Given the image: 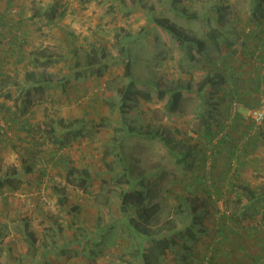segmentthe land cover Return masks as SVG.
Instances as JSON below:
<instances>
[{"label": "rangeland", "instance_id": "1", "mask_svg": "<svg viewBox=\"0 0 264 264\" xmlns=\"http://www.w3.org/2000/svg\"><path fill=\"white\" fill-rule=\"evenodd\" d=\"M155 17L199 46L188 52L189 40ZM0 19V138L10 140L0 143V264H139L143 244L126 222L133 208L120 196L132 188L154 194L155 231L182 225L184 197L206 198L196 239L180 227L190 264H264V119L248 114L264 103V6L0 0ZM85 59L98 61L99 76H83L75 62ZM213 74L221 75L214 86ZM49 75L61 80L37 82ZM145 77L157 89L190 79L200 92H184L175 112L150 93L126 100V86H144ZM182 254L175 245L162 264H187Z\"/></svg>", "mask_w": 264, "mask_h": 264}, {"label": "trees", "instance_id": "2", "mask_svg": "<svg viewBox=\"0 0 264 264\" xmlns=\"http://www.w3.org/2000/svg\"><path fill=\"white\" fill-rule=\"evenodd\" d=\"M251 3H252L253 12L256 10L260 11L262 9V6H264V0H251ZM188 16H193V15L189 14ZM155 23L160 27L166 29L171 34H173V36L180 38L184 43H186V41L189 40V43H186L185 45L188 52L192 48L191 44L198 46L200 44L199 41L192 42V40L189 39V37L186 35V33L182 28H177L173 23H171L165 17H155ZM0 25L1 28H3L5 27V25H7V22L0 19ZM208 35L210 40L217 47L218 40H217L216 32L214 30H211L209 31ZM193 58L199 60L200 58L199 51L197 52V56ZM97 62H98L97 60L85 59L84 61H82V63H80V61H76L75 66L83 71V76H90V75L99 76L102 72V67ZM212 77H213L212 85L214 86L217 84V81L218 79H220L221 75L213 74ZM65 79L67 80V78ZM60 80L61 79L59 77L49 75V77H47L46 79H41L37 82L38 83H41L43 81L57 82ZM142 81L144 86H141L139 88L137 87L136 89L135 82L132 80V82H130L123 91L124 98L126 100L129 98H136V96L139 95L141 92H145L148 94L150 93L163 101L164 109L167 112H175L178 110L184 92H187L189 90H194L198 93L200 92L199 91L200 88L194 86L192 81H190V79L189 80L177 79L176 82L175 81L171 82L165 88L162 89H157V87L155 88V84H152L153 83L152 79L148 77H145ZM145 96L147 95L145 94ZM129 129L131 131L133 128L129 127ZM138 133H140L143 136L158 137L159 139L163 138L161 132L158 130H155L153 132L144 130ZM206 134H208L209 139L212 140L213 135L210 133L209 127H207ZM6 141L9 142L10 140L9 137H6L4 134L3 137L0 138V143ZM218 142H220L219 137L216 139V141L213 142L214 144H212L210 147L213 148L215 144H219ZM177 147L178 144L172 145L171 149ZM179 154L180 156L177 159V161L183 163L185 161L186 156H188L189 151L188 150L180 151ZM227 170H229L228 167ZM68 173L71 174L72 171L69 170ZM13 179H11V181H13ZM77 184L84 191L87 190L89 186L87 180V173H84V175L80 178V181ZM10 186H11L10 189H14L16 187V184L15 183L13 185L10 184ZM212 187L213 188L215 187L214 182H211L203 187V192L206 193V197L208 199L212 194ZM249 192L251 193V196H253L251 189H249ZM120 196L128 205L131 206V208H133L134 215L129 217L126 222L128 228L135 235L139 236L140 243L143 244L142 247L139 248V250H137V257L139 258V264H162V259L163 256L166 254V252L172 249L173 246L179 244L182 245L183 262L190 264L191 262L190 254L194 253V251H192L193 246L191 247V245L185 243L181 228H187L188 238H192L193 240L196 239L191 230L194 224L193 222L195 223L199 222V216H200V213L198 211L199 208H203L202 211L204 210L207 211L206 198H198L196 195L193 194L190 195L189 197H184L183 200L179 202V205L183 206L185 204L188 208V212L186 215H184L183 223L180 226L181 228L178 227L176 229L172 226L162 229L163 228L162 227L161 229L155 231V229L152 226L153 225L152 223L153 221H155L156 214H158L160 207L158 203L152 202L154 194L152 193L151 189L143 190V189L132 188L128 191H121ZM219 232H221V230ZM182 240L184 243L181 242Z\"/></svg>", "mask_w": 264, "mask_h": 264}, {"label": "built area", "instance_id": "3", "mask_svg": "<svg viewBox=\"0 0 264 264\" xmlns=\"http://www.w3.org/2000/svg\"><path fill=\"white\" fill-rule=\"evenodd\" d=\"M235 103H233V108ZM249 116L256 122L259 123L264 119V103L260 108H252L248 112Z\"/></svg>", "mask_w": 264, "mask_h": 264}, {"label": "crops", "instance_id": "4", "mask_svg": "<svg viewBox=\"0 0 264 264\" xmlns=\"http://www.w3.org/2000/svg\"><path fill=\"white\" fill-rule=\"evenodd\" d=\"M208 250V252H211V249H204L203 251ZM198 256V255H197Z\"/></svg>", "mask_w": 264, "mask_h": 264}]
</instances>
